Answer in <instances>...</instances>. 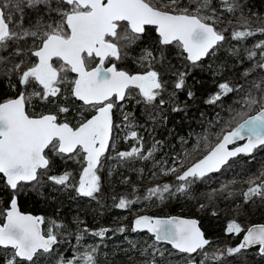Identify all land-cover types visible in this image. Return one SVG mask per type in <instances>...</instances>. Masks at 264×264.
I'll return each mask as SVG.
<instances>
[{
	"label": "snow or ice",
	"instance_id": "obj_1",
	"mask_svg": "<svg viewBox=\"0 0 264 264\" xmlns=\"http://www.w3.org/2000/svg\"><path fill=\"white\" fill-rule=\"evenodd\" d=\"M237 11L235 23L224 20L225 13L235 16ZM149 27L157 39L151 48H140ZM257 33L264 34V27L251 26L239 0H218V6L213 0H0V191L8 192L7 207L0 211V262L52 264L54 258L55 264H100L101 256H107L103 239L128 230L124 224L90 229L77 218L75 244L70 255H65L68 249H57L73 235L64 231L68 225L50 219L45 230L44 216L20 210L19 197L30 189L50 184L54 190L73 189L80 197L96 199L101 191L99 172L106 160L120 165L150 161L153 177H175L174 182L148 187L142 197L112 198L115 208L127 210L141 198L164 201L177 194L193 198L196 186L210 179L209 174L230 167L232 158L264 150V40L241 51L243 41ZM230 40L240 46L228 49L231 64H221L213 72L215 91L204 101L224 105L231 97L227 130L217 134L214 145L209 144L206 130L191 150L177 154L167 166L168 160L155 158L163 141L154 139L145 147V138L137 130L143 128L137 123L140 117L124 106L129 100L142 104L143 117L153 123L167 120L163 113L169 103L172 112H186L188 104H182L177 93L186 91L189 100L195 99L196 92L187 85L190 70L200 67L205 58L215 57ZM170 46L179 49L177 54L188 63L183 71L172 72L175 81L168 92V81L157 65L163 68ZM137 48L140 52L134 59L143 71L130 73L115 63L105 67L106 62L128 58ZM226 70L238 75L226 78ZM6 82L14 95H8ZM37 104L45 110L35 111ZM121 131L125 141L135 143L111 156ZM236 141L246 142L229 147ZM201 143L206 154L188 163ZM77 157L83 167L78 182L73 183L72 172H58L57 164ZM138 171L143 174L145 169ZM235 183H223L201 192L200 197L212 201L239 195L245 204L256 198L264 201V166L258 175L249 176L246 190L237 193ZM143 230L153 234L154 242L141 246L129 240L126 252L143 257L141 264H173L174 260L176 264H223V258L243 256L252 248L264 257V223L242 226L235 218L229 220L225 235L242 234V239L211 251L214 241L206 237L197 219L138 215L131 231ZM88 235L100 241L88 243ZM160 242L171 245L174 252L157 247Z\"/></svg>",
	"mask_w": 264,
	"mask_h": 264
},
{
	"label": "trees",
	"instance_id": "obj_2",
	"mask_svg": "<svg viewBox=\"0 0 264 264\" xmlns=\"http://www.w3.org/2000/svg\"><path fill=\"white\" fill-rule=\"evenodd\" d=\"M242 5V10L245 16L250 18L252 27H264V0H239ZM214 6H218V0H213ZM240 15L237 11L235 16L225 13L224 20L232 19L235 23L236 17ZM226 24H221L224 27ZM157 39V35L152 28L148 29L147 35L144 38V43L140 48H151L153 42ZM259 40H264V34L257 33L253 37H249L243 41V47L251 48L253 44ZM232 46H240L237 41L230 40L216 54L215 57L205 58L202 65L198 68H192L187 78V85L192 91L196 92L195 99L189 100L186 96V91L177 93L178 100L183 104H188L186 112H172L173 105L168 104L164 110V115H167V120L161 123H153L147 121L143 117V105H137L135 100H129L124 110L134 111L140 117L137 123L143 125V128L137 129L145 138V147L151 145L153 140L163 141L156 154V159H166L171 164V159L177 154L183 155L185 149L191 150L193 144H196L197 136L207 134L209 136V144L214 145L217 140V134L221 130L225 131V122L231 118L227 105L231 103V97L228 98L224 105H209L204 103L209 98L210 94L215 91V81L213 72L216 68L224 63L231 64L228 49ZM140 49L137 48L131 52L130 56L124 60L116 61L118 67L124 68L130 72L143 71L144 69L135 62V57L139 55ZM179 49L175 46H170L166 49L167 61L163 68L157 65L158 70L164 72V78L168 81V92L172 91V84L175 81V76L172 72L177 70L183 71L184 66L188 63L177 53ZM168 61L171 63V70L168 68ZM223 75L227 77H235L238 73H233L226 70ZM4 88L8 95H14L11 89L8 88L7 82ZM164 99L168 100V93L164 94ZM35 103V102H34ZM79 105V102H76ZM35 111L45 110L43 105H36ZM252 114V113H250ZM116 123H122L120 112L115 114ZM234 126V125H233ZM147 129H154L149 132ZM124 132L119 133V139L116 142L115 149L109 152V155L115 156L117 151L128 150L135 141H125L123 139ZM181 138L187 141L182 143ZM207 149L200 144L199 148L192 154L188 163H192L206 153ZM262 159L264 160V150L256 152L253 156L239 155L230 160V167H225L219 173L209 174L210 179L206 182L199 183L194 190L193 198H186L183 195L160 201L153 198L149 201H144L142 198L135 203L130 209L121 210L114 207L113 197L117 199L121 195H126L130 199H135L137 196H143L145 189L156 184L166 182H174V176H158L153 177L151 172L154 170L152 163L144 161H132L124 165H120L113 160H106L105 166L99 172L101 176V191L96 199L88 197H80L73 189L54 190L48 184L37 190H29L26 195L19 197V208L21 211L30 212L38 216L45 217V225L42 227L46 230L49 226L47 221L55 219L58 222H63L68 225L64 231H71L73 235L68 236L57 251H65V255H70V250L75 244L76 219L83 221L90 229H98L100 227L116 228L120 224L128 227L124 234L117 233L108 234L103 239V252L107 256H101L100 264H141L143 257L135 253H127L128 241L138 242L141 246L150 245L154 242V237L146 231L132 232L131 226L133 220L138 215L149 216H169L178 214L183 216L196 217L200 221V226L205 232L206 237L213 240V245L208 249L211 251L217 246L238 244L240 235H225L224 228L226 223L235 218L242 226H249L253 221L264 220V201L256 198L253 202L245 204L239 196L225 198V196L217 197L209 201L207 198L200 197L201 192L209 191L211 188H219L221 184L229 181H236L233 188L237 193L246 190L248 187L246 181L249 176L258 175L262 170ZM83 164L79 157L66 161H60L57 164V171L68 170L73 174V183L79 180L80 172ZM145 169L144 173H140L139 169ZM158 171V169H155ZM127 181V182H125ZM2 187V185H0ZM137 189L133 192V189ZM8 192L0 191V211L7 207ZM206 205L203 209L200 205ZM213 212L217 215H213ZM3 217L0 216V222ZM82 226V225H81ZM85 240L88 243H97L100 238L86 236ZM161 249H167L174 252L170 245L166 243H158L156 245ZM3 250H0V254ZM131 257V259H130ZM178 259V258H177ZM246 260L247 264H264V257L256 255V248L247 251L243 256L225 257L223 264H237L239 260ZM2 264V262H0ZM41 264H46L42 261ZM52 264H55V259H52ZM176 264V261H173ZM210 264H221V262H210Z\"/></svg>",
	"mask_w": 264,
	"mask_h": 264
},
{
	"label": "water",
	"instance_id": "obj_3",
	"mask_svg": "<svg viewBox=\"0 0 264 264\" xmlns=\"http://www.w3.org/2000/svg\"><path fill=\"white\" fill-rule=\"evenodd\" d=\"M252 114H254V113H252ZM246 141H236V142H234V145H230L229 147H233V146H238V145H241V144H243V143H245ZM206 154V153H205ZM204 154V155H205ZM241 155H243V154H241ZM202 158V157H201ZM200 159V158H199ZM198 160V159H197ZM195 162V161H194ZM22 212H24V213H30V212H25V211H22ZM30 214H32V215H36V214H33V213H30ZM37 216V215H36ZM169 216H180V217H184V218H193V219H197V218H195V217H192V216H182V215H176V214H172V215H169ZM169 216H154V217H169ZM198 220V219H197ZM199 221V220H198ZM261 223H264V222H261ZM254 224H259V223H254ZM251 225H253V224H251ZM251 225H249V226H251ZM144 231H146V230H144ZM147 232V231H146ZM151 234V233H150ZM152 236H153V234H151ZM241 239H242V237H241ZM161 243H166V242H161ZM167 244V243H166ZM169 245V244H168ZM171 246V245H170Z\"/></svg>",
	"mask_w": 264,
	"mask_h": 264
},
{
	"label": "flooded vegetation",
	"instance_id": "obj_4",
	"mask_svg": "<svg viewBox=\"0 0 264 264\" xmlns=\"http://www.w3.org/2000/svg\"><path fill=\"white\" fill-rule=\"evenodd\" d=\"M149 28H152V27H149ZM153 29V31L155 32V30H154V28H152ZM156 34V33H155ZM97 61H94L93 62V66H94V64L96 63ZM111 63H115L116 64V61L115 60H112V61H109V62H106V64H105V67H108V66H110V64ZM117 65V64H116ZM118 67V66H117ZM119 69H124V68H121V67H118ZM124 70H126V69H124ZM126 71H128V70H126ZM130 72V71H129ZM130 73H135V72H130ZM79 102V101H78ZM80 103V102H79ZM261 222H264V220H262V221H260V222H258V223H261ZM254 224V223H253Z\"/></svg>",
	"mask_w": 264,
	"mask_h": 264
},
{
	"label": "rangeland",
	"instance_id": "obj_5",
	"mask_svg": "<svg viewBox=\"0 0 264 264\" xmlns=\"http://www.w3.org/2000/svg\"><path fill=\"white\" fill-rule=\"evenodd\" d=\"M264 22V21H263ZM201 144H203V143H201ZM196 145V144H195ZM194 144H193V147L195 146ZM204 146V145H203ZM264 164V160L262 159V165ZM259 221H253L252 223H250L249 225H251V224H253V223H258ZM241 237H242V234L239 236V239H238V243H239V241L241 240Z\"/></svg>",
	"mask_w": 264,
	"mask_h": 264
}]
</instances>
